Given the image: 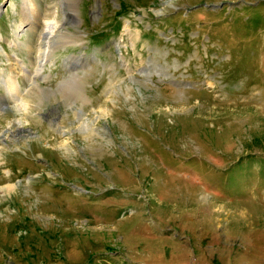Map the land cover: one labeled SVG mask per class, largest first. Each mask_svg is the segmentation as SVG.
<instances>
[{"label": "rangeland", "instance_id": "obj_1", "mask_svg": "<svg viewBox=\"0 0 264 264\" xmlns=\"http://www.w3.org/2000/svg\"><path fill=\"white\" fill-rule=\"evenodd\" d=\"M57 1L0 0V264H264V0Z\"/></svg>", "mask_w": 264, "mask_h": 264}, {"label": "bare ground", "instance_id": "obj_2", "mask_svg": "<svg viewBox=\"0 0 264 264\" xmlns=\"http://www.w3.org/2000/svg\"><path fill=\"white\" fill-rule=\"evenodd\" d=\"M62 2H63V0H58L56 3H54L53 4V11L51 12V15H52V17H54L55 18V16H56V9L58 8V6L60 7L61 6V4H62ZM72 3V2H71ZM68 4V3H67ZM32 6L34 7V4H32ZM68 6V8L69 7H71V4H70V6H69V4L67 5ZM213 8H216V6H212ZM69 11H71V12H73L74 10L73 9H71V10H69ZM35 15V14H34ZM29 17L26 19V21H28V23H30L29 22ZM32 22V21H31ZM54 22V21H53ZM47 23V22H46ZM58 28V25H57V22H54L53 24H51V23H48L46 26H45V28L42 30V32L40 33V35L42 36L41 37V39H45V40H47L48 38H50L51 36H53L54 34H55V32H56V30H58L57 29ZM49 41V40H48ZM13 46H15V44L13 45ZM29 48V47H28ZM30 49V48H29ZM47 49V48H46ZM47 51V50H46ZM38 52V51H37ZM45 52V51H44ZM2 53H5L4 52V50L2 49ZM38 54V53H37ZM37 54H36V56H37ZM40 54V53H39ZM48 54L49 53H43V55H42V58H40V61H38L39 63L37 64V63H35L34 62V64L36 65V67H34L33 69H34V72L33 73H31L32 71H30V72H28L27 71V67L26 66H24V68H25V70H26V72H24L23 74H27V75H29V81H33L34 82V79H35V77L44 69V67H45V65H46V63H48V59H47V56H48ZM15 56V55H14ZM39 56V55H38ZM37 56V57H38ZM33 57V56H32ZM49 57V56H48ZM16 58V57H15ZM18 58V57H17ZM34 59V58H33ZM29 61H30V59H28ZM14 61V60H13ZM12 61V62H13ZM21 61V60H20ZM19 60H17V63L16 64H18L19 62H20ZM23 61V60H22ZM28 61V62H29ZM32 61H34V60H32ZM32 61H31V63H32ZM121 61H122V63H123V65L126 67V65H125V63L126 62H123V60H122V58H121ZM11 62V63H12ZM16 62V61H15ZM37 62V61H36ZM23 63V62H22ZM22 63L20 64L19 63V65H20V67H22L21 65H22ZM30 63V62H29ZM30 63V64H31ZM29 64V66H31V65H33V64H31L30 65ZM14 65V64H13ZM34 66V65H33ZM77 65H74L72 68L69 66V67H66V68H68L70 71H71V69H75V67H76ZM32 67V66H31ZM27 68V69H26ZM21 71H23V70H21ZM22 73V72H21ZM73 73V72H72ZM10 74V73H9ZM11 74H15L14 72L13 73H11ZM26 74H25V76H26ZM17 75V74H16ZM43 75V74H42ZM21 76H22V74H21ZM38 76H40V74L38 75ZM17 77V76H16ZM15 76H11V75H8V80L10 81V84H11V86H12V91L14 92V96H16L17 97V99H18V95H20V92H19V90L20 89H18V87L16 86V80L15 79H17ZM73 78H76V79H78V77L76 76V75H70L69 76V80L71 79H73ZM7 80V81H8ZM27 80V79H26ZM37 80V79H36ZM2 80H0V82H1ZM67 81V80H66ZM66 81H63L64 83L66 82ZM4 82H6V81H4ZM3 82V83H4ZM8 83V82H7ZM5 84V83H4ZM10 84H8V87H9V85ZM18 84V83H17ZM36 82H34V85H35V88H38V86H36ZM38 85H39V83H38ZM30 86H31V84H30ZM65 86V85H64ZM4 88H7V87H4ZM8 89V88H7ZM6 89V90H7ZM39 90V92H42V90H40V89H38ZM7 91H9V90H7ZM33 91V88L31 89V92ZM34 92V91H33ZM37 92V91H36ZM36 92H35V94H36ZM39 92L37 93V95L39 94ZM13 94V93H12ZM11 95V94H10ZM13 188V186H7L5 189L6 190H10V189H12Z\"/></svg>", "mask_w": 264, "mask_h": 264}]
</instances>
